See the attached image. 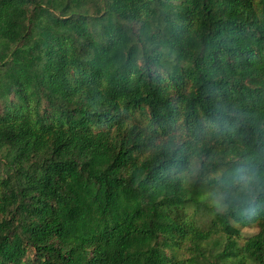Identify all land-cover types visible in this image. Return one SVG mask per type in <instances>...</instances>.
Returning a JSON list of instances; mask_svg holds the SVG:
<instances>
[{"label": "trees", "instance_id": "16d2710c", "mask_svg": "<svg viewBox=\"0 0 264 264\" xmlns=\"http://www.w3.org/2000/svg\"><path fill=\"white\" fill-rule=\"evenodd\" d=\"M238 162L264 0H0V264H264Z\"/></svg>", "mask_w": 264, "mask_h": 264}, {"label": "clouds", "instance_id": "9594fccd", "mask_svg": "<svg viewBox=\"0 0 264 264\" xmlns=\"http://www.w3.org/2000/svg\"><path fill=\"white\" fill-rule=\"evenodd\" d=\"M175 147L178 149L180 147L179 142L176 143ZM237 172L235 179L238 181L239 190L244 193L247 197L248 202L254 203L255 198L264 188H258L257 182L255 180L254 174L247 169V166L242 163H237Z\"/></svg>", "mask_w": 264, "mask_h": 264}, {"label": "rangeland", "instance_id": "374dc122", "mask_svg": "<svg viewBox=\"0 0 264 264\" xmlns=\"http://www.w3.org/2000/svg\"><path fill=\"white\" fill-rule=\"evenodd\" d=\"M254 233L255 231L253 230V231H248V230H245V233Z\"/></svg>", "mask_w": 264, "mask_h": 264}]
</instances>
